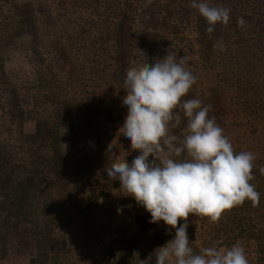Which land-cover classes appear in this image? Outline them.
I'll return each mask as SVG.
<instances>
[{
	"label": "trees",
	"instance_id": "1",
	"mask_svg": "<svg viewBox=\"0 0 264 264\" xmlns=\"http://www.w3.org/2000/svg\"><path fill=\"white\" fill-rule=\"evenodd\" d=\"M207 2L230 9L229 22L212 33L193 0H0V254L18 237L34 248L30 264H63L69 248L58 229L95 210L119 184L105 171L114 160L102 124L125 121L131 67L184 57L196 83L182 99L211 106L208 115L237 153L244 151L232 138L238 119L264 138V0ZM20 40L36 72L29 100L6 68ZM220 43L224 51L214 47ZM27 121L35 122L31 134ZM185 126L183 119L170 132L182 137ZM252 175L258 205L246 200L216 221L189 215L195 253L245 241L264 262V171ZM150 220L148 212L138 215L137 233L111 240L105 264H155L175 229Z\"/></svg>",
	"mask_w": 264,
	"mask_h": 264
},
{
	"label": "clouds",
	"instance_id": "2",
	"mask_svg": "<svg viewBox=\"0 0 264 264\" xmlns=\"http://www.w3.org/2000/svg\"><path fill=\"white\" fill-rule=\"evenodd\" d=\"M192 6L206 19L208 33L217 23L229 22L228 8L210 6L207 0H193ZM238 24L243 26V18ZM214 47L225 50L222 43ZM185 64L184 57L166 55L126 71L122 105L127 116L119 131L139 155L131 163L114 161L105 171L150 213V223L163 221L175 229L174 237L156 251L155 264H248L238 244L207 247L199 254L190 247V214L216 221L224 210L246 200L258 205L260 193L250 183L255 155L234 151L224 130L208 115L211 106L182 99L196 83ZM183 119L182 137L172 134L170 128L180 126ZM180 220L185 222L177 226Z\"/></svg>",
	"mask_w": 264,
	"mask_h": 264
},
{
	"label": "rangeland",
	"instance_id": "3",
	"mask_svg": "<svg viewBox=\"0 0 264 264\" xmlns=\"http://www.w3.org/2000/svg\"><path fill=\"white\" fill-rule=\"evenodd\" d=\"M185 36L191 38L193 35L189 32ZM6 68L11 79L20 88L21 96L26 100L31 99L35 93L29 89V85L34 81L36 72L31 56L22 40L17 41L8 50ZM210 80L205 78L206 87L210 86ZM223 119L230 122L234 118L222 115L221 120ZM237 123V130L232 134L233 141L244 151H250L255 155L252 172L262 173L260 168H264V138L250 135L243 120L238 119ZM123 124L124 122L102 124V129L108 134L109 145H111L109 152L113 160L131 163L139 155V150H133L127 144L123 133L119 131ZM34 130L35 122L27 121L26 133L31 134ZM127 195L129 194L120 189L118 184L111 195L99 201L95 210L76 218L72 225L58 229V233L66 240L69 248L68 253L63 256V264H105L104 251L111 240L116 239L122 233L132 235L138 232L136 218L147 211L133 197ZM118 208L122 209L120 213L117 212ZM236 244L244 248L248 264H264L257 260L253 245L248 242L239 241L217 248H230ZM33 254V247L27 243L25 245L18 237H12L8 251L0 254V264H30Z\"/></svg>",
	"mask_w": 264,
	"mask_h": 264
}]
</instances>
